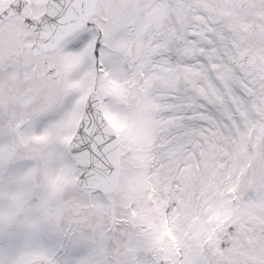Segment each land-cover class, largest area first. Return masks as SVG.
<instances>
[{
  "label": "snow or ice",
  "instance_id": "1",
  "mask_svg": "<svg viewBox=\"0 0 264 264\" xmlns=\"http://www.w3.org/2000/svg\"><path fill=\"white\" fill-rule=\"evenodd\" d=\"M0 264H264V0H0Z\"/></svg>",
  "mask_w": 264,
  "mask_h": 264
}]
</instances>
